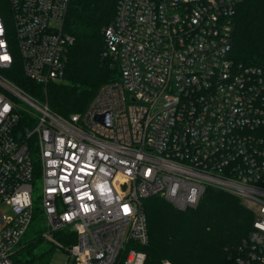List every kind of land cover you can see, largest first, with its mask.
Listing matches in <instances>:
<instances>
[{
    "label": "built area",
    "instance_id": "2783aa9c",
    "mask_svg": "<svg viewBox=\"0 0 264 264\" xmlns=\"http://www.w3.org/2000/svg\"><path fill=\"white\" fill-rule=\"evenodd\" d=\"M69 1L8 0L13 35L0 14V264H17L37 175L41 236L76 264H144L143 250H125L148 240L142 200L185 210L206 188L253 213L232 264H264V66L231 58L239 0H116L103 55L117 60L119 79L64 117L1 70L15 44L27 78L63 77ZM60 229L75 241L53 239Z\"/></svg>",
    "mask_w": 264,
    "mask_h": 264
},
{
    "label": "trees",
    "instance_id": "16d2710c",
    "mask_svg": "<svg viewBox=\"0 0 264 264\" xmlns=\"http://www.w3.org/2000/svg\"><path fill=\"white\" fill-rule=\"evenodd\" d=\"M115 5L116 0L69 1L63 29L73 41L60 80L45 86L30 80L22 72L18 53L4 70L5 76L31 96L45 99L61 116L83 112L101 84L119 79L117 60L103 55L104 29L113 19ZM5 6L11 12L8 0H0V10ZM233 22V61L264 66V0H239ZM142 208L148 240L144 245L129 242L125 250H143L144 264H159L162 259L171 264H232L253 220V213L238 197L214 188H206L198 204L185 210L176 209L159 195L144 198ZM44 230L36 205L13 255L15 263L48 264L55 245L41 236ZM52 234L63 246L75 241L73 231L60 229Z\"/></svg>",
    "mask_w": 264,
    "mask_h": 264
},
{
    "label": "rangeland",
    "instance_id": "374dc122",
    "mask_svg": "<svg viewBox=\"0 0 264 264\" xmlns=\"http://www.w3.org/2000/svg\"><path fill=\"white\" fill-rule=\"evenodd\" d=\"M0 14L3 16L7 27L10 29V31H11V33L13 35L14 24H13V19L11 17V12H10L8 6L3 7L0 10ZM12 52L14 53V55L17 53V47H16L15 44L12 45ZM1 73L5 74L4 70H1ZM38 99L39 100H45V99H42V98H38ZM20 104L23 105V106H27V104L24 101H22V100H21ZM40 192H41V183H40L39 176L37 175V176H35V179H34L33 198L35 200V206L37 205V206H39V208H40V205H39L38 195L40 194ZM2 209H3V206L1 205L0 206V210H2ZM4 211L8 212L9 210H8V208H4ZM45 230L42 232V234L45 232ZM50 235H51V237L53 239L57 240L53 236V234H50ZM48 264H76V263H74L72 259H68L67 258V252L65 250H63L61 248L54 247L52 252H51V257L49 259Z\"/></svg>",
    "mask_w": 264,
    "mask_h": 264
}]
</instances>
